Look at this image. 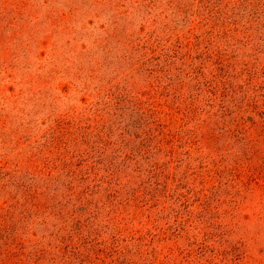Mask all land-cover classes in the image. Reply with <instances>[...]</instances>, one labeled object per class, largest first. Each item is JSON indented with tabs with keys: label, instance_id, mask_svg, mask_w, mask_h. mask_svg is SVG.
I'll return each instance as SVG.
<instances>
[{
	"label": "rangeland",
	"instance_id": "obj_1",
	"mask_svg": "<svg viewBox=\"0 0 264 264\" xmlns=\"http://www.w3.org/2000/svg\"><path fill=\"white\" fill-rule=\"evenodd\" d=\"M239 2L0 0L7 130L31 119L26 131L35 137L55 120L93 133L141 115L176 133L153 157L128 159L123 189L140 184L138 200L101 192L111 203L98 208L88 196L83 264H264V19L217 18ZM70 5L60 27L53 17ZM113 32L127 50L111 41L104 54L97 43ZM192 101L196 113L186 115ZM221 104L223 118L249 137L211 117ZM11 151L0 149L9 170Z\"/></svg>",
	"mask_w": 264,
	"mask_h": 264
},
{
	"label": "trees",
	"instance_id": "obj_2",
	"mask_svg": "<svg viewBox=\"0 0 264 264\" xmlns=\"http://www.w3.org/2000/svg\"><path fill=\"white\" fill-rule=\"evenodd\" d=\"M253 1L240 0L235 7L237 12L223 13L218 20L222 17L230 19L239 13L255 20L264 19V1L258 0L260 8L253 7ZM75 6L70 5L67 12H57L53 22L61 27L66 13L75 10ZM19 9L26 10V4L22 3ZM14 23L12 17L9 24ZM115 34L113 32L98 41L97 48L104 54L112 51L107 47L111 41L127 50L128 40ZM45 44L43 40L38 46ZM93 57L90 55L89 61ZM3 71H7L6 67ZM194 103L185 105L186 115L196 113L198 107H193ZM6 107H0V142L3 146L11 144L14 162L11 170L4 165L7 161L0 162V264H83L91 249V233L84 230L85 218L82 219L88 210L85 203H92L88 196H91L90 200L96 199L93 205L98 208L111 203L97 198L101 192L113 198L125 193L126 202L129 198L138 200L140 184L129 194L123 189L128 184L126 181L122 183L126 176L123 173L129 166L128 159L131 160L134 154L142 158L153 157L163 145H173L176 133L167 124L150 125L141 115H130L124 124H121L123 119L109 121L102 125V130L93 133L77 132V128L76 131L71 129V124L55 120L43 134L35 137L26 131L28 124L33 123L31 119L19 120L17 126L7 130ZM224 109L226 107L221 104L216 109L220 114L214 112L211 117L218 119L221 128L227 124L229 133H240L244 139L249 137L246 130L241 128L238 131L239 126L234 123L236 119L228 123V119L223 118ZM12 121L15 122V118ZM156 166V161L150 165Z\"/></svg>",
	"mask_w": 264,
	"mask_h": 264
}]
</instances>
